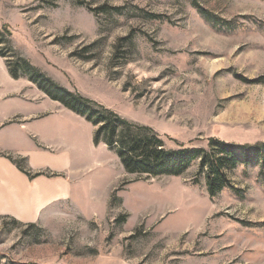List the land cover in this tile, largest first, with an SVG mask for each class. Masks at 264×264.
Wrapping results in <instances>:
<instances>
[{"label":"rangeland","instance_id":"1","mask_svg":"<svg viewBox=\"0 0 264 264\" xmlns=\"http://www.w3.org/2000/svg\"><path fill=\"white\" fill-rule=\"evenodd\" d=\"M199 9L238 28L216 27ZM0 54L9 110L47 100L28 75L9 73L8 62L29 64L151 128L167 149L264 144V84L236 77L264 75V0H0ZM25 122L13 113L0 130ZM85 122L81 176L0 152L59 175L49 179L80 182L71 201L41 209L33 223L0 215V264H264L260 164L228 172L240 193L211 198L200 161L178 177L130 174L115 151L94 145L97 128Z\"/></svg>","mask_w":264,"mask_h":264},{"label":"trees","instance_id":"2","mask_svg":"<svg viewBox=\"0 0 264 264\" xmlns=\"http://www.w3.org/2000/svg\"><path fill=\"white\" fill-rule=\"evenodd\" d=\"M199 13L209 23L221 29L235 31L238 28L234 22L221 20L205 10L199 9ZM244 19L250 21L253 18L245 17ZM10 64L8 62L9 73L14 79L24 74L28 75L30 81L51 100L59 102L96 127L94 145L97 147L105 144L110 150L115 151L124 169L130 174L178 177L186 173L196 161H200V172L207 171V188L211 198L217 197L225 189L240 193L233 187L228 174L239 166L260 164L262 168L260 177L264 181V144L242 146L211 140L210 147L214 152L184 146L178 149H167L164 140L151 128L132 124L105 106L66 90L34 70L29 64H25L27 66L21 69ZM236 77L247 84H264V75L255 80L241 75ZM1 156L10 160L30 181L41 176L48 178L59 176L34 172L27 166L23 167L11 156ZM23 160L25 162L26 159Z\"/></svg>","mask_w":264,"mask_h":264},{"label":"crops","instance_id":"3","mask_svg":"<svg viewBox=\"0 0 264 264\" xmlns=\"http://www.w3.org/2000/svg\"><path fill=\"white\" fill-rule=\"evenodd\" d=\"M8 92V87H0V125L13 113L23 115L26 122L1 128L0 152L26 155L33 169L62 171L69 176L74 170L75 175L81 176L85 151L79 130L85 121L47 96V100L34 108L21 100L18 106L12 104L13 109L9 110L7 104L10 103L4 98ZM87 125L85 122V127ZM14 142L23 143L25 147L22 144L13 149ZM77 182L69 177L49 179L43 176L30 181L11 161L0 156V215L33 223L41 209L53 203L71 201L80 183Z\"/></svg>","mask_w":264,"mask_h":264}]
</instances>
